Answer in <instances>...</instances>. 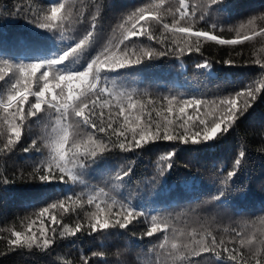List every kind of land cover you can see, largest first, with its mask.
Segmentation results:
<instances>
[{
    "label": "snow or ice",
    "instance_id": "obj_1",
    "mask_svg": "<svg viewBox=\"0 0 264 264\" xmlns=\"http://www.w3.org/2000/svg\"><path fill=\"white\" fill-rule=\"evenodd\" d=\"M238 5L0 7V264H264V2Z\"/></svg>",
    "mask_w": 264,
    "mask_h": 264
},
{
    "label": "trees",
    "instance_id": "obj_2",
    "mask_svg": "<svg viewBox=\"0 0 264 264\" xmlns=\"http://www.w3.org/2000/svg\"><path fill=\"white\" fill-rule=\"evenodd\" d=\"M264 2V0H239V5L237 8V11H243L244 8L250 6L251 4H256V3H261ZM13 3V0H0V7L7 5L9 7H11V4ZM5 31L7 32H23V33H31L33 32V27L28 25L26 21L24 20H14L9 22L7 25L4 26ZM58 48L54 47L53 49H51V51H57ZM218 53V49L216 48H211L209 49V54H217ZM186 64H188L189 66V72L188 75H191V62L190 61H185ZM179 66L177 65V68ZM159 75H161L162 77H164L165 79L168 80H173V79H178L179 83H184L183 77H177V73L175 71H171L167 65H162L161 66V70ZM229 78H231V73H229ZM216 82H209V87H213L214 84ZM182 91L184 89H181ZM261 117H264V100L258 102V106H256V111L254 113V120L256 122H259V120L261 119ZM258 147V145H256ZM222 154V153H221ZM151 154H145L144 156V164H147L148 158ZM143 166H141V171L143 170ZM259 171H260V161L258 159H256V167L254 169V174L255 175H259ZM173 179H175V177H173ZM68 246L65 245V248H67ZM0 248H3V242H0ZM66 259H72V257H66Z\"/></svg>",
    "mask_w": 264,
    "mask_h": 264
}]
</instances>
